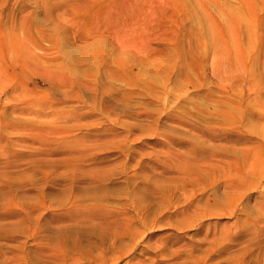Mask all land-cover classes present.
Here are the masks:
<instances>
[{"label": "rangeland", "instance_id": "rangeland-1", "mask_svg": "<svg viewBox=\"0 0 264 264\" xmlns=\"http://www.w3.org/2000/svg\"><path fill=\"white\" fill-rule=\"evenodd\" d=\"M263 159L264 0H0V264H264Z\"/></svg>", "mask_w": 264, "mask_h": 264}, {"label": "bare ground", "instance_id": "bare-ground-1", "mask_svg": "<svg viewBox=\"0 0 264 264\" xmlns=\"http://www.w3.org/2000/svg\"><path fill=\"white\" fill-rule=\"evenodd\" d=\"M264 160V159H263ZM263 173V172H262ZM227 178V177H226ZM232 180H234V179H232ZM240 183V182H239ZM227 184H228V182H227ZM236 185V184H235ZM234 186V185H233ZM233 188V187H232ZM235 189V188H234Z\"/></svg>", "mask_w": 264, "mask_h": 264}]
</instances>
